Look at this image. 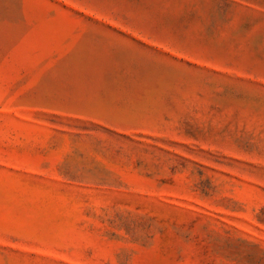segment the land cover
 Returning <instances> with one entry per match:
<instances>
[{"label": "rangeland", "instance_id": "1", "mask_svg": "<svg viewBox=\"0 0 264 264\" xmlns=\"http://www.w3.org/2000/svg\"><path fill=\"white\" fill-rule=\"evenodd\" d=\"M0 264H264V0H0Z\"/></svg>", "mask_w": 264, "mask_h": 264}]
</instances>
